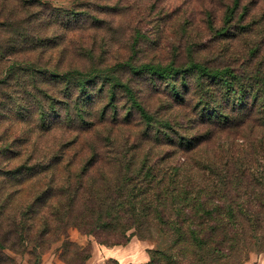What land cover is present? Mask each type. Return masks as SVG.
<instances>
[{"label":"trees","instance_id":"trees-1","mask_svg":"<svg viewBox=\"0 0 264 264\" xmlns=\"http://www.w3.org/2000/svg\"><path fill=\"white\" fill-rule=\"evenodd\" d=\"M238 1L226 11L217 36L224 38L232 30ZM32 8L49 10L53 23L77 16L74 11L60 15L42 0H0V264L14 263L7 250L42 255L66 240L72 227L107 248L124 246L132 237L143 241L172 234L173 246L185 245L204 262L215 255L227 264H243L253 248L264 252V41L250 46L251 62L244 61L239 69L230 63H122L132 76L158 82L179 107H188L187 95L195 99L189 108L203 130L173 136L171 122L149 114L120 78L35 64L49 40L35 35L34 24L42 17ZM253 60H259L255 66ZM119 92L129 103L122 119L129 122L136 115L145 141L152 143L154 137L157 145L183 155L221 133L251 128L260 137L248 143L243 161L219 164L212 157L202 169L192 164L181 171L160 168L147 157L116 154V149L99 153L95 147L86 153L80 149L76 166L73 158L68 160L80 151L75 141L46 143L57 130L89 132L97 118L92 115L94 100L106 102L97 113L99 123L106 104L114 108ZM61 251L65 264L89 257L85 248L69 241ZM161 256L163 252L153 251L146 264H158Z\"/></svg>","mask_w":264,"mask_h":264},{"label":"rangeland","instance_id":"rangeland-1","mask_svg":"<svg viewBox=\"0 0 264 264\" xmlns=\"http://www.w3.org/2000/svg\"><path fill=\"white\" fill-rule=\"evenodd\" d=\"M42 2L48 4L50 9L59 11L60 15L61 12L74 11L77 16L75 21L68 15L53 23L46 15L49 10L41 13L37 8H32L42 17L34 24L35 35L46 36L49 40L48 45L42 50L45 54L37 55L34 63L46 68H78L83 72L112 74L113 77L120 78L149 114L171 122L173 131H170V134L173 136L185 135L189 131L191 134L195 133L196 128L203 130V126L197 124V119L189 108L196 102L195 99L187 95L185 100L188 107H179L158 82L142 75L132 76L122 63L127 61L126 63L135 67H139L140 64H173L174 67H178L189 62L208 67H221L230 63L239 69L244 61L251 62L250 46L264 41V0H239L230 24L232 30L224 38L217 36V31L225 26L223 18L226 11L234 7L233 0H42ZM85 13H88V16ZM238 26L245 30H238ZM40 29L44 30V33H39ZM262 48L264 50V46ZM258 61L253 60L252 66ZM185 92L180 90L181 94ZM105 103L101 98L94 100L91 106L92 115L97 118L93 119L89 132L81 131L74 135L68 134L65 130H57L46 137V143L51 146L75 141L78 149H83L84 153L90 147L97 148L99 153L116 149V154L123 152L129 158L134 155L140 160L147 157L153 165L160 168L177 167L181 171V168L185 169L192 164L202 169L207 159L212 157L215 161L219 160V164L220 160L243 161L242 156L250 150L248 143L255 142L256 138L260 137L258 134L253 135L251 128L229 134L221 133L197 151L183 155L166 145H157L154 143V137L151 141L153 144L145 141L141 135L143 130L141 120L136 115L129 122L122 119L129 103L121 92L114 99V108L106 104V114L102 117V122L97 123L99 120L97 113L101 112L100 107ZM112 117H115V120ZM24 130L28 131L27 128ZM104 146L106 148H103ZM81 150L74 157L68 158V160L73 158L71 161L76 166L81 157ZM103 165L101 162L100 166ZM252 198L253 193L248 201L251 202ZM64 241L72 242L89 252L86 261L75 260L71 264L93 262V246H102L93 236L72 227L68 228L66 240L54 243L42 255L14 254L9 250L6 254L14 259L13 264H17L19 258L27 264H65L60 258ZM130 241L136 245L132 246L130 255L140 253L142 258L128 264H146L150 261V254L157 250L164 254L158 264H227L215 255L211 262V258L204 262L198 257H193L185 245H172L174 243L172 234L158 233L152 239L143 241L132 237ZM112 248L120 249V246ZM143 259L144 262H141ZM109 260H104V263L107 264ZM123 264L127 262L123 261ZM243 264H264V252L253 248Z\"/></svg>","mask_w":264,"mask_h":264},{"label":"crops","instance_id":"crops-1","mask_svg":"<svg viewBox=\"0 0 264 264\" xmlns=\"http://www.w3.org/2000/svg\"><path fill=\"white\" fill-rule=\"evenodd\" d=\"M133 245L136 246L133 243V241H130L125 246H121L120 249L106 248L103 246H93L92 254L94 261L88 262V264H105L104 260H108V259L116 260L117 262H119V264H123V261L127 262V264L130 262L134 263L135 260L142 258V256L140 255V253L138 255H133V256L130 255ZM141 262H144V259ZM17 264H27V263L25 261H22V258H19L17 259Z\"/></svg>","mask_w":264,"mask_h":264}]
</instances>
